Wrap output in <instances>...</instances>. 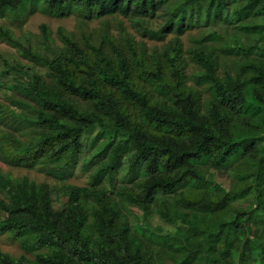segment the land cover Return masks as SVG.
Here are the masks:
<instances>
[{
	"label": "trees",
	"instance_id": "trees-1",
	"mask_svg": "<svg viewBox=\"0 0 264 264\" xmlns=\"http://www.w3.org/2000/svg\"><path fill=\"white\" fill-rule=\"evenodd\" d=\"M39 11L158 15L162 28L143 36L178 39L148 53L124 29L121 43L106 31L96 45L85 29L60 28L58 45L46 25L40 44L0 27L44 70L20 88L34 117L0 105L1 162L61 178L85 158L93 172L88 186L51 187L0 171V236L26 253L0 251V264H264V0H0V17L21 23ZM187 29L201 34L189 54L204 70L205 113L180 64ZM236 118L246 131H235ZM115 190L129 203L122 219ZM155 219L167 235L142 229Z\"/></svg>",
	"mask_w": 264,
	"mask_h": 264
},
{
	"label": "rangeland",
	"instance_id": "rangeland-1",
	"mask_svg": "<svg viewBox=\"0 0 264 264\" xmlns=\"http://www.w3.org/2000/svg\"><path fill=\"white\" fill-rule=\"evenodd\" d=\"M9 19H11L9 21ZM9 25L11 29L14 30L17 37H22V35H27L30 38L32 44L41 43V26L46 25L52 32L53 38H55L56 43L59 45L58 40V30L60 28L65 29L68 33H72L76 36H79L82 29L89 31L92 35L90 38L96 45H99L101 37L108 31L109 35L115 38L119 43L122 42L123 34L122 30L133 39L138 45H145L148 53H153L154 51L161 52L166 47H170L178 39L177 35L173 32L166 33L162 39L150 38L143 36L142 29H149L157 31L162 28L164 21L158 15L151 16H136V17H126L121 14L120 11H117L116 14L105 15L100 19H94L93 21H88L81 19L75 15L70 17L56 18L52 15L45 14L41 11L36 12L35 14L26 18L23 23L13 20L8 17H0V27L2 25ZM186 31L178 40L181 45V68L183 74L186 77V82L189 86L194 87L197 90L201 104L203 105V112L205 113L207 102L209 101V94L205 91L204 87L198 85L196 80L200 75L202 70L198 65H196L191 59L189 50L192 49L194 44L193 40H197L201 36L199 29H193ZM224 59L221 58V62ZM225 62H230L225 60ZM224 62V63H225ZM229 64V63H228ZM226 67V66H225ZM225 67L220 66L218 69L219 75H225ZM230 69V67H229ZM44 70L41 67L33 65L27 57L21 52L20 48L10 42H6L0 38V105H3L9 108L14 114L19 115L20 117L30 118L32 115V107L35 106V103L31 101L28 97L23 95L21 91L22 85L24 86L26 81L33 78L35 74L43 73ZM197 76V77H196ZM196 77V79H195ZM137 85L149 91V87L143 85L139 80H136ZM82 102L81 98H78ZM168 102V101H167ZM239 118H236L234 121L235 131L241 133L248 129V127L243 124ZM92 153L88 149L86 153ZM84 154V155H85ZM86 159L82 160V164L73 171L71 175H66L65 177H56L49 175L46 172L40 171L37 169H26L12 167L4 164L0 160V171L5 175L12 177L14 179H28L30 181L36 182L37 184H48L51 187L62 185L67 183L68 185H75L79 187L88 186L91 180L92 170L89 171L85 168ZM120 174L118 175V177ZM118 184V180L115 181ZM217 182L223 184L226 189L230 188L231 182L225 177V175L220 176L217 174ZM119 186L118 189H120ZM114 196L112 198L113 205L118 213L120 219L126 216L129 203L122 196L118 195L114 191ZM62 199V198H60ZM64 198L61 203H63ZM55 208L60 207L59 200L56 199L54 202ZM6 215H2L1 218H5ZM154 225H149L148 223H141V227L144 230H154L157 232L161 230V235H167V233L162 229V225L155 219L153 221ZM184 240L182 233H174L173 241L177 244H181ZM170 244H173L170 242ZM0 251L4 254H8L13 257H21L26 253L21 249V247L14 241H12L6 235L0 236ZM28 255V254H27ZM30 259H34L33 255L28 256ZM165 261L172 263V260L167 256Z\"/></svg>",
	"mask_w": 264,
	"mask_h": 264
}]
</instances>
